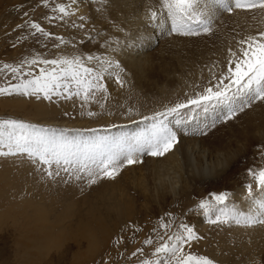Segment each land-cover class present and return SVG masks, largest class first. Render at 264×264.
<instances>
[{"label": "rangeland", "instance_id": "rangeland-1", "mask_svg": "<svg viewBox=\"0 0 264 264\" xmlns=\"http://www.w3.org/2000/svg\"><path fill=\"white\" fill-rule=\"evenodd\" d=\"M61 3L73 13L63 20L53 11ZM157 3L47 0L45 6V0H0V66L37 55L51 59L78 54L119 64L104 73L106 91L98 92L94 102L3 96L0 120H21L70 135L139 130L144 116L185 101L205 86L213 65L219 74L238 39L264 30V13L236 11L221 14L211 36L168 35L149 26V9ZM33 22L52 38L35 33ZM55 37L66 43L55 47ZM8 82L18 81L8 72L0 73V86ZM212 118L200 114L183 125L187 131L178 132L180 143L173 155L145 157L143 164L125 168L115 181L90 188L50 179L23 156L0 157V264H141L162 242L159 237L166 240L165 232L175 233L181 224L200 237L186 251L215 264H264V224H211L202 210L196 211L202 200L220 193L229 194L230 207L242 210L237 200H248L246 185L251 182L258 191L247 172L264 168V148L257 147L264 145V104L199 135L198 129L206 128ZM217 165L225 168L223 179L203 181L202 170ZM161 220L170 228H161ZM149 238L151 246L145 244Z\"/></svg>", "mask_w": 264, "mask_h": 264}, {"label": "snow or ice", "instance_id": "snow-or-ice-1", "mask_svg": "<svg viewBox=\"0 0 264 264\" xmlns=\"http://www.w3.org/2000/svg\"><path fill=\"white\" fill-rule=\"evenodd\" d=\"M53 11L60 14L61 20L73 14L63 3L55 5ZM236 11L264 13V0H158L149 9L148 20L153 30L168 35L211 36L219 16ZM77 27L82 28L83 24ZM30 28L45 39L52 38L38 23H31ZM55 39L59 41L55 47L66 43L62 37ZM236 43L235 50L228 49L226 66L219 74L214 70L217 65H213L205 86L196 85L200 90L185 101L144 116L139 130L119 135L101 134L99 130L70 135L55 128L3 119L0 120V148L6 151H0V157L23 156L50 179L62 178L89 188L104 180L115 181L125 168L143 164L145 157L164 158L180 143L178 132L187 131L183 125L196 116L213 114L211 123L198 129L199 135H207L217 123L233 121L254 105L264 104V30L240 38ZM93 61L97 66H89ZM112 67L119 68V64L83 54L51 59L39 55L25 58L17 65L0 66V73L8 72L18 81L0 86V97L15 94L49 102H54V98L64 101L78 98L87 104L95 101L98 92L106 91L101 81ZM34 68L37 71H33ZM116 82L124 86L119 75ZM257 147L264 148V145ZM260 155L264 156V152ZM247 174L258 189L254 192L251 182L246 185L250 201L247 212L230 207L228 193L212 194V199L202 200L196 211L202 210L211 224L232 222L246 227L264 224V168H250ZM160 227L167 230L170 225L161 220ZM165 235L167 239L160 236L162 242L151 253V258L143 259L141 264H215L207 256L185 250L191 242L200 239L187 225L181 224L177 232L167 234L166 231ZM145 244L151 246L153 240L149 238ZM143 251L138 250L141 255Z\"/></svg>", "mask_w": 264, "mask_h": 264}, {"label": "bare ground", "instance_id": "bare-ground-1", "mask_svg": "<svg viewBox=\"0 0 264 264\" xmlns=\"http://www.w3.org/2000/svg\"><path fill=\"white\" fill-rule=\"evenodd\" d=\"M263 21V20H262ZM261 21V22H262ZM263 24H264V22H262ZM261 24V23H260ZM264 26H262L261 27V25H260V28H263ZM142 31V30H141ZM143 35V34H142ZM134 41H136L135 39L132 41V42H134ZM128 46V45H127ZM145 50V49H144ZM144 53V52H143ZM141 54V53H140ZM139 57V56H138ZM127 62H128V60H127ZM138 62V61H137ZM130 64H132V63H130ZM138 64V63H137ZM134 65L132 64V67H133ZM143 66V65H142ZM128 67V66H127ZM130 67V66H129ZM129 67H128V69H129ZM131 68V67H130ZM133 68H136V67H133ZM142 70V69H141ZM143 77V76H142ZM250 140V139H249ZM171 155H173V153H171ZM170 156V155H169ZM216 156V155H215ZM223 161V160H222ZM218 164H220V163H218ZM218 166V165H217ZM222 166H224V163H222ZM224 173H225V168L224 167H215V168H212V169H209V168H204V170H202V173L200 174V176H201V179L203 180V181H213V180H215L216 181V179L218 180V179H223V175H224ZM232 176V175H231ZM120 178V177H119ZM215 181H214V183H215ZM219 182V181H218ZM218 182H216V183H218ZM203 183V182H202ZM159 190V189H158ZM162 193V192H161ZM164 194V193H163ZM160 196V195H159ZM236 196V195H235ZM162 198V197H161ZM165 198V197H164ZM243 200H241V199H239V200H237V202H239L240 204H241V208H243L242 210L244 211V212H247L248 211V209H249V206H250V201L249 200H245L244 202H242ZM234 207L236 208L237 207V205H234ZM41 219H43L42 218V216L40 217ZM38 225H39V227H40V225H41V227L43 228V227H45L44 226V223H43V225L42 224H39V223H37ZM37 225V226H38Z\"/></svg>", "mask_w": 264, "mask_h": 264}]
</instances>
